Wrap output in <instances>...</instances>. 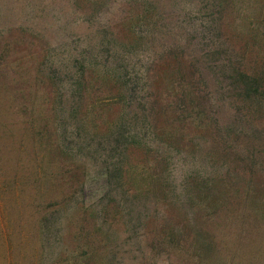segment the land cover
<instances>
[{"label":"rangeland","instance_id":"rangeland-1","mask_svg":"<svg viewBox=\"0 0 264 264\" xmlns=\"http://www.w3.org/2000/svg\"><path fill=\"white\" fill-rule=\"evenodd\" d=\"M225 57L264 71V0H0V264H264Z\"/></svg>","mask_w":264,"mask_h":264},{"label":"trees","instance_id":"trees-1","mask_svg":"<svg viewBox=\"0 0 264 264\" xmlns=\"http://www.w3.org/2000/svg\"><path fill=\"white\" fill-rule=\"evenodd\" d=\"M215 60L213 67L217 70L216 74L218 76L222 75L223 78L225 77L224 80L227 82V88L231 91L230 94L241 101L236 109L237 114L235 117H238L237 121L242 118L247 119L253 112L254 103L264 96V71H249L244 69L239 62H233L231 58L227 57ZM201 76L205 78L203 73ZM150 109L153 110V107H150ZM46 228L47 224L42 227L44 232ZM172 236H175V234H172ZM177 236L182 239L180 240L181 244H186L189 240L192 243H197L202 237L197 230ZM208 238L210 239V237Z\"/></svg>","mask_w":264,"mask_h":264}]
</instances>
